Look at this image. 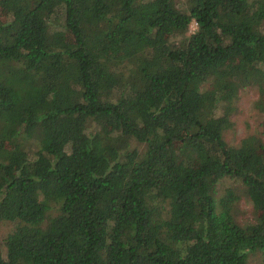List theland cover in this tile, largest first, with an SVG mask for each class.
I'll use <instances>...</instances> for the list:
<instances>
[{
    "label": "trees",
    "instance_id": "trees-1",
    "mask_svg": "<svg viewBox=\"0 0 264 264\" xmlns=\"http://www.w3.org/2000/svg\"><path fill=\"white\" fill-rule=\"evenodd\" d=\"M251 85L264 131V0H0V264L264 252V141L224 139Z\"/></svg>",
    "mask_w": 264,
    "mask_h": 264
},
{
    "label": "rangeland",
    "instance_id": "rangeland-1",
    "mask_svg": "<svg viewBox=\"0 0 264 264\" xmlns=\"http://www.w3.org/2000/svg\"><path fill=\"white\" fill-rule=\"evenodd\" d=\"M177 6L181 7L184 0H174ZM58 27H61L59 23ZM196 28L195 22L191 23L189 33ZM260 91L256 85L246 86L239 89L235 99L236 111L232 115L233 127L224 133V139L229 145H238L246 137H257L264 141L263 114L254 107V102L259 98ZM35 139L25 141L30 150L36 147ZM132 146L136 143L131 142ZM227 188H234L240 199L235 204L236 219L241 224L254 220L255 211L251 201L245 193L240 192V184L231 178L223 179L219 182L218 195L222 196ZM13 224L0 221V242L6 233L11 231ZM247 264H264V252L250 254Z\"/></svg>",
    "mask_w": 264,
    "mask_h": 264
}]
</instances>
